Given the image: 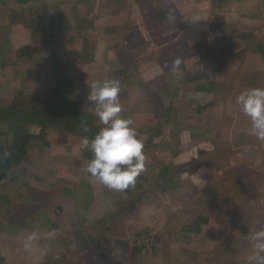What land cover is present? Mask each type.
<instances>
[{
    "label": "crops",
    "instance_id": "crops-1",
    "mask_svg": "<svg viewBox=\"0 0 264 264\" xmlns=\"http://www.w3.org/2000/svg\"><path fill=\"white\" fill-rule=\"evenodd\" d=\"M162 52L182 69L145 73L142 62L156 63ZM181 75L183 95L170 82ZM162 77L159 96L203 97L196 111L191 105L200 121L183 123L186 147L196 142L193 128L199 144L176 153L141 131L158 126L145 80ZM112 79L122 84L121 114L133 120L146 155L145 170L124 192L84 173L92 154L80 140L92 136L63 117L65 91L91 106L87 84ZM257 87L264 88V0H0V144L11 156V143L27 142L0 180L7 185L0 186V264H246V235L264 229V148L255 144L264 141L235 100ZM58 94L59 113L51 105ZM19 111L55 117L27 123ZM166 153L175 154L164 162ZM198 217L205 221L196 231ZM53 229L54 239L35 241L37 249L48 245L45 257L23 251L30 232ZM150 229L158 247L134 246Z\"/></svg>",
    "mask_w": 264,
    "mask_h": 264
},
{
    "label": "clouds",
    "instance_id": "clouds-1",
    "mask_svg": "<svg viewBox=\"0 0 264 264\" xmlns=\"http://www.w3.org/2000/svg\"><path fill=\"white\" fill-rule=\"evenodd\" d=\"M167 20L175 22L174 13H169ZM179 64V61H176ZM121 83L118 79L103 83L93 81L87 84L86 100L94 107L89 108L98 119L101 127L91 139L83 136L81 150L89 151L92 158L83 167L84 173L92 182H98L110 191L124 192L134 187L137 177L145 170L146 155L144 144L138 138L131 118L122 117L123 111L119 94ZM242 115L250 120L252 133L258 140L264 141V88H251L242 91L235 100ZM83 131L88 132L85 121ZM57 230L48 231L41 237L36 231L30 232L22 242L25 253L38 252L45 257L49 252L47 244L39 247L35 241L43 238L54 239ZM246 238L252 248L246 264H264V229L249 231Z\"/></svg>",
    "mask_w": 264,
    "mask_h": 264
},
{
    "label": "rangeland",
    "instance_id": "rangeland-1",
    "mask_svg": "<svg viewBox=\"0 0 264 264\" xmlns=\"http://www.w3.org/2000/svg\"><path fill=\"white\" fill-rule=\"evenodd\" d=\"M149 8H151V7H149ZM149 8H146V10H148ZM175 49H176V55L178 54V56H176L177 59L181 58V54H179L180 51L178 50V48H175ZM153 57L154 56L152 54H150L149 56H147L145 58L146 59H153ZM142 63H144V68H145L144 71H146L145 73L148 72V74H150L152 72L153 67L156 69H160V73H165V70H166L168 65H171V67L174 66V71L182 69V67H180V65L177 64L176 62L175 63L173 61L167 62V52L166 53L162 52L160 55V60L156 63L152 64L150 61H145ZM127 68L130 69V67H127ZM173 79H174V81H178L179 84L181 85V86H178L180 89L178 91L182 92L179 95H183V93L187 94L189 92V90L187 88H185V86H184V82L188 80L186 77L182 76V78H179V77L177 78V77L173 76V77H170V82L173 81ZM126 80L127 79H125V81H123V83H125ZM165 81H166V78H164V77H162V78H148V79L146 78V80H145L146 85L145 84L144 85L146 86V91L148 90V93L145 96L147 97L149 102H151V105L153 106L154 113H156V116H157L156 118L158 119L157 120L158 126H156V127L145 126V127H143V129L141 131H142V133H146L147 135H149L151 132H155L156 134H158L160 136V138H159L160 140L158 142H154V144L159 146L158 149H161L163 152H169L170 153L171 151H173V148H174L173 152H175V151L177 152V150H183V148L189 149V147H191L193 144H199L198 142L200 139V137H199L200 136V130L193 128L192 132L189 131V133L191 135H195L194 138H195L196 142H192V144L187 143V147H186V143H184L182 136L184 135V133H186L187 128H186V126H184L183 123L185 121H191V124H193V123L195 124V123H198L200 121L199 116L194 117V115H195L196 109L199 107V102L202 100L203 97L200 98L198 93H191V94H193L192 96H194V97L197 96L199 98H197V100L191 99V101H188V100H184V101L175 100L174 101L175 95H173V94L172 95H167V94L164 95L163 94V95L159 96L158 91L160 89V86H158V85L164 84L163 82H165ZM165 84H166V82H165ZM170 87H171V85H170ZM65 90H67L66 87H65ZM121 90H122V84H121ZM119 99H120V101L125 102V98H124L123 93L119 94ZM157 101H158V103H157ZM57 103H58V109H59V107L61 105L59 103V99H58ZM207 103L209 104L208 105L209 107H212V106L214 107V103H212V102H207ZM62 105L64 108V116L63 117H64V119H66L68 121V124H69L68 128L75 125L76 127H78V129L81 133L84 132L83 131L84 125L81 124V121L83 120L86 122V125L88 127V132H85V133L89 136L94 137V135L99 131V128L101 127V125H100L98 119L94 116V114L92 112H89V108H92L93 106L88 105L86 102L82 101V99H81V102H79V104H78L77 102L74 101L72 94L69 92H66V91L64 93V101H62ZM191 105L193 107H196L195 111H192L193 108H191ZM214 112L215 111L213 110V113ZM121 113H126V112L122 111ZM120 115L122 117L125 116L122 114H120ZM72 119H74L75 121L72 122ZM192 121H194V122L192 123ZM62 125H64V123ZM133 127H135V126H133ZM189 133H187V134H189ZM181 137H182V139H181ZM255 144L258 147L263 146V148H264V144L262 145L260 143V141L255 143ZM144 149H145V147H144ZM169 153L165 154V156H167V155H169V156H167V158L164 157L165 158L164 162H167L168 160L172 159L173 158L172 156H174V154H175L174 153L171 156V154H169ZM199 165H200L199 162H193V164L189 168H191V171H195L196 169H198ZM30 179H32V178H30ZM0 186L2 188H7V185H5L4 181H1ZM159 241H160V239H159L158 232H157V246L156 247H158ZM156 247H150V248H146V249H152V248H156Z\"/></svg>",
    "mask_w": 264,
    "mask_h": 264
},
{
    "label": "trees",
    "instance_id": "trees-1",
    "mask_svg": "<svg viewBox=\"0 0 264 264\" xmlns=\"http://www.w3.org/2000/svg\"><path fill=\"white\" fill-rule=\"evenodd\" d=\"M58 81L64 86L66 87L67 84H66V79L65 77H57ZM59 99V103H60V95L58 94L56 98H54L52 101H51V104L52 105H55L58 107V101ZM55 103V104H54ZM60 105V104H59ZM60 112V107L58 109V113ZM60 115V114H59ZM58 115V117H59ZM20 116L22 117L25 122L27 123H37V122H43L45 124H47L48 122L44 121V120H49L50 118H54L55 117V114H51L49 113L48 114V119H45V115H43L41 112L39 111H31V112H23V111H19L18 112V115L17 117ZM63 116H64V110H63ZM48 124H51V123H48ZM83 134L86 135L85 132H82ZM2 146V145H1ZM11 147H12V152H11V156L7 154V151L5 150V148L2 146L6 156H7V159L9 161V164H10V167L12 164H15V163H18L21 159V156L26 152V149H27V142H23V140H20V141H17L16 143H11ZM9 172V171H8ZM7 177V174L5 175V177H3L2 179H5ZM1 179V180H2ZM204 220L203 217H198L194 220L192 226H196V228H194L196 231H198L199 229V225L202 223V221ZM205 221V220H204ZM192 226H190V228H193Z\"/></svg>",
    "mask_w": 264,
    "mask_h": 264
},
{
    "label": "built area",
    "instance_id": "built-area-1",
    "mask_svg": "<svg viewBox=\"0 0 264 264\" xmlns=\"http://www.w3.org/2000/svg\"><path fill=\"white\" fill-rule=\"evenodd\" d=\"M134 246L138 248H150L157 246V232L153 229L139 233L133 239Z\"/></svg>",
    "mask_w": 264,
    "mask_h": 264
},
{
    "label": "water",
    "instance_id": "water-1",
    "mask_svg": "<svg viewBox=\"0 0 264 264\" xmlns=\"http://www.w3.org/2000/svg\"><path fill=\"white\" fill-rule=\"evenodd\" d=\"M0 159L2 161V171L0 173V180H1L3 177H5V175L8 173L10 169L9 161L1 145H0Z\"/></svg>",
    "mask_w": 264,
    "mask_h": 264
}]
</instances>
